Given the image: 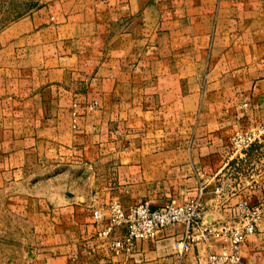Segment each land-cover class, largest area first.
I'll use <instances>...</instances> for the list:
<instances>
[{"label": "crops", "instance_id": "0c3cea01", "mask_svg": "<svg viewBox=\"0 0 264 264\" xmlns=\"http://www.w3.org/2000/svg\"><path fill=\"white\" fill-rule=\"evenodd\" d=\"M259 14L262 0H41L2 29L0 264H179L182 226L113 247L110 200L178 204L202 181L215 226L263 196ZM237 128L259 130L243 152ZM224 250L212 236L182 263Z\"/></svg>", "mask_w": 264, "mask_h": 264}, {"label": "built area", "instance_id": "2783aa9c", "mask_svg": "<svg viewBox=\"0 0 264 264\" xmlns=\"http://www.w3.org/2000/svg\"><path fill=\"white\" fill-rule=\"evenodd\" d=\"M99 106L97 99L90 100L85 108L93 110ZM78 102L73 103V122L76 127L80 116ZM238 147H248L254 141L251 134L237 132L232 138ZM217 187L216 191H220ZM206 184L200 182L196 194L182 203L166 202L153 206L149 201L124 206L119 202L111 205V224L108 230L123 226L125 234L113 240V247H124L138 239L154 236L161 229L171 226H182V236L175 239L173 246L179 254V264H183L184 255L194 244L205 243L212 236H217L230 243V250L221 252L208 251L201 256L203 264H250L242 256V246L247 237L254 233L259 222L264 218V198L256 203L242 200L236 207V218L233 224L212 226L205 220Z\"/></svg>", "mask_w": 264, "mask_h": 264}, {"label": "rangeland", "instance_id": "374dc122", "mask_svg": "<svg viewBox=\"0 0 264 264\" xmlns=\"http://www.w3.org/2000/svg\"><path fill=\"white\" fill-rule=\"evenodd\" d=\"M40 3H41V0H0V31L2 29H4L5 27H7L14 20L25 15L31 9L38 6ZM262 7L264 8V0H262ZM262 18H264V15L259 14L258 21H261ZM258 21H255V23H258ZM252 35H253L252 36L253 38H258L260 35H264V32L260 31V30H256V31H253ZM246 53H248V50L246 51ZM229 54H230V51H229ZM230 67H231V64H230ZM231 83H232V81L230 79V85H231ZM88 101L89 100H86L84 102H78V104H79V106L81 105V106L85 107V104ZM240 131L243 133L251 134L254 137V141L256 140V137L258 136V132H259L258 129L249 130V129H245V128L244 129L237 128V130H235L234 133L232 134L231 138H233L234 134H236L237 132H240ZM121 133L124 134V131L121 132L119 130V128H113L111 134L117 136V135H120ZM125 133L132 135V134L128 133L127 131ZM126 145H128V144H126ZM233 146L236 150H240L243 152V151H245V149L249 148L251 145L248 147H238V146H235L233 144ZM199 184H200V182H199ZM204 184H205V182H204ZM261 198H264V195L261 197H258V199L255 201L253 200V202L248 200V199H244V200H246L248 203H256ZM143 201H148V200H142V201L134 202L131 204L141 203ZM113 202H119L124 206L130 205L128 203H124L120 198H117V199L112 198V200H110V202L107 204V207L110 211V214H111V205L113 204ZM235 213H236V209H235ZM233 223H234V221H228V222L220 223L219 225L233 224ZM14 225L18 226V224H11V228ZM216 226H218V225H216ZM244 244H245L244 247L246 246L248 248V254H246L248 259H246V261H248L250 264H264V218L259 222L256 231L251 234V238L249 235ZM253 247H255L256 249L253 250L252 249Z\"/></svg>", "mask_w": 264, "mask_h": 264}]
</instances>
